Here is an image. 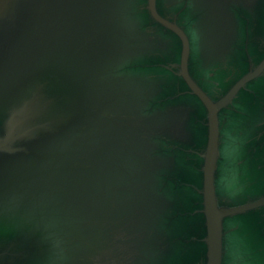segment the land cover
<instances>
[{
	"label": "water",
	"instance_id": "1",
	"mask_svg": "<svg viewBox=\"0 0 264 264\" xmlns=\"http://www.w3.org/2000/svg\"><path fill=\"white\" fill-rule=\"evenodd\" d=\"M0 264H264V0H0Z\"/></svg>",
	"mask_w": 264,
	"mask_h": 264
},
{
	"label": "flooded vegetation",
	"instance_id": "2",
	"mask_svg": "<svg viewBox=\"0 0 264 264\" xmlns=\"http://www.w3.org/2000/svg\"><path fill=\"white\" fill-rule=\"evenodd\" d=\"M227 16H229V14L227 15ZM230 21H231V23L234 25V26H236V20H234V17H233V20L232 19H230ZM240 251H241V255L239 256V259L240 258H243V249H240ZM228 256L229 257H232L233 256V252H232V249L231 248H229L228 249Z\"/></svg>",
	"mask_w": 264,
	"mask_h": 264
}]
</instances>
